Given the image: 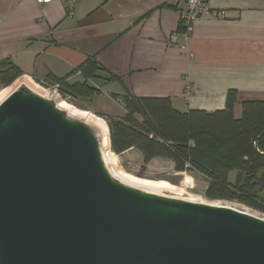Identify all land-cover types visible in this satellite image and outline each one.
Returning a JSON list of instances; mask_svg holds the SVG:
<instances>
[{
    "label": "water",
    "instance_id": "obj_1",
    "mask_svg": "<svg viewBox=\"0 0 264 264\" xmlns=\"http://www.w3.org/2000/svg\"><path fill=\"white\" fill-rule=\"evenodd\" d=\"M0 264H264V218L125 185L85 123L20 86L0 102Z\"/></svg>",
    "mask_w": 264,
    "mask_h": 264
},
{
    "label": "crops",
    "instance_id": "obj_2",
    "mask_svg": "<svg viewBox=\"0 0 264 264\" xmlns=\"http://www.w3.org/2000/svg\"><path fill=\"white\" fill-rule=\"evenodd\" d=\"M208 3L221 17L202 16L186 39L179 25L185 0H78L72 14L60 0H0V62H11L25 80L86 82L97 90L90 98L99 112L113 116L125 112L124 96L166 97L177 110L211 112L235 90L239 117L241 101L264 99V0ZM88 57L97 69L85 79L79 66ZM68 110L96 124L90 112Z\"/></svg>",
    "mask_w": 264,
    "mask_h": 264
},
{
    "label": "trees",
    "instance_id": "obj_3",
    "mask_svg": "<svg viewBox=\"0 0 264 264\" xmlns=\"http://www.w3.org/2000/svg\"><path fill=\"white\" fill-rule=\"evenodd\" d=\"M96 69L93 57L79 66L85 79L92 78ZM22 74L8 60L1 61L0 88L4 90ZM42 81L59 83L66 96H91L97 91L86 82ZM236 102L237 92L228 90L222 109L180 111L166 97L124 96L125 112L121 116L99 114L107 126L99 117L96 125L105 130L103 144L109 142L114 154L132 148L141 154L143 164L155 158L170 160L177 171L195 170L206 176L208 196L236 198L264 212V99L241 101L239 117L234 115ZM230 171H235L232 183Z\"/></svg>",
    "mask_w": 264,
    "mask_h": 264
},
{
    "label": "rangeland",
    "instance_id": "obj_4",
    "mask_svg": "<svg viewBox=\"0 0 264 264\" xmlns=\"http://www.w3.org/2000/svg\"><path fill=\"white\" fill-rule=\"evenodd\" d=\"M23 76V75H21ZM19 76L11 85L7 88L2 90L0 88V102L9 95L12 91L16 90L20 86H26L24 82H22L23 77ZM28 83L32 85L31 81H34L35 84H39V80L36 81L35 79L26 80ZM26 82V83H27ZM48 83L57 84L59 90L60 99L65 100L62 103L61 109H59L63 114L67 115L70 119L81 121L85 123L94 133L99 147H103L105 153V158L107 159V164L113 177L116 179H120V181H124L127 184L138 186L142 188L149 189L151 191H155L158 194L189 199L196 202L199 201H210L213 204H224L230 205L235 207L236 209L257 215L259 217L264 218V212L260 211L257 208H253L240 200L234 199H225V198H215L210 197L206 193V189L209 186V179L200 174L195 170H183L177 171L174 168L173 163L170 160L163 159V158H155L152 159L149 163L143 164L142 158L139 156L138 152L135 150H130L129 152L125 153V155L118 157H114V153L111 151L109 142L107 145L103 144L102 137L105 135L104 129H98L97 125L95 124L94 120H91L90 116L88 118L80 119L82 115L76 113L74 110L69 111L68 107L74 106L81 110H86L93 114L94 116L102 118L99 114H106L108 113L99 112V106L97 102V98H81L82 96L71 94V95H63L59 89V83L47 81ZM17 86V84H19ZM40 85V84H39ZM15 86H17L15 88ZM40 90L39 91H32L42 97H46V92L41 86H36ZM46 99L50 100L51 103L55 104L53 98L47 96ZM83 100V101H82ZM85 103V104H84ZM89 104V105H88ZM90 108L89 109H87ZM58 108V107H57ZM87 116V115H86ZM88 117V116H87ZM104 120V118H102ZM105 121V120H104ZM107 156V157H106ZM235 174L229 175L228 178L232 183Z\"/></svg>",
    "mask_w": 264,
    "mask_h": 264
},
{
    "label": "built area",
    "instance_id": "obj_5",
    "mask_svg": "<svg viewBox=\"0 0 264 264\" xmlns=\"http://www.w3.org/2000/svg\"><path fill=\"white\" fill-rule=\"evenodd\" d=\"M35 1L39 4H45V3H50L53 0H35ZM60 1L64 2L67 5L66 6L67 13L72 14L74 5L78 0H60ZM185 3H186V8L180 13L179 16V25L182 29V34L186 39L190 37L194 23L202 16L212 15L215 17H221L219 12L210 9L208 0H185ZM182 47L185 48V45H183ZM39 84L45 90L47 96L51 97V99L53 98L54 101L57 98L60 99L57 84L55 83L47 84L42 80L39 81ZM191 93H192V88L190 84L187 83L184 87L185 98L189 99ZM114 157L115 158L118 157V154H115Z\"/></svg>",
    "mask_w": 264,
    "mask_h": 264
},
{
    "label": "bare ground",
    "instance_id": "obj_6",
    "mask_svg": "<svg viewBox=\"0 0 264 264\" xmlns=\"http://www.w3.org/2000/svg\"><path fill=\"white\" fill-rule=\"evenodd\" d=\"M22 82H24L25 84H26V86L28 87V89H32L33 91H39L40 89L38 88V87H36V86H40L39 84H35L34 83V81H31L32 82V85L30 84V83H28L26 80H23ZM27 82V83H26ZM20 85V83L19 84H17V86H19ZM17 86H15V88L17 87ZM31 90V91H32ZM46 97H47V94H46ZM45 97V98H46ZM65 100H63V99H59V98H57L56 100H55V105H56V107H58L59 109H61V107H62V103L64 102ZM101 153H102V156H103V161L105 162V164H106V167H107V169L109 170V173L111 174V172H110V169L108 168V166H107V159L105 158V155H104V149L103 148H101ZM112 175V174H111ZM112 177H113V175H112ZM114 179H116L115 177H113ZM116 180H118V179H116ZM118 181H120V179L118 180ZM120 182H122V183H124L125 185H127V186H130V187H134V188H138V189H141V190H145V191H148V192H152V193H156V194H158L157 192H155V191H151V190H149V189H146V188H142V187H138V186H133V185H130V184H127L126 182H124V181H120ZM187 200H189V199H187ZM190 201H193V200H190ZM199 202H202V203H206V204H210V205H224V204H213L212 202H210V201H199ZM224 206H229V207H232V206H230V205H224ZM233 208H235V207H233Z\"/></svg>",
    "mask_w": 264,
    "mask_h": 264
}]
</instances>
